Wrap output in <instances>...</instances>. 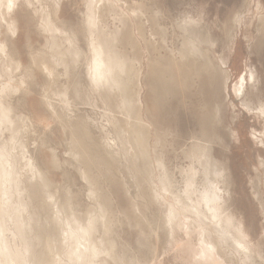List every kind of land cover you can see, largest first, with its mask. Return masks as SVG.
Here are the masks:
<instances>
[{
    "label": "rangeland",
    "instance_id": "rangeland-1",
    "mask_svg": "<svg viewBox=\"0 0 264 264\" xmlns=\"http://www.w3.org/2000/svg\"><path fill=\"white\" fill-rule=\"evenodd\" d=\"M122 1L126 2L125 5H122L123 2L121 3L125 11L127 9H133V11L138 13L137 16L139 17L138 20L142 23V26L140 24L142 30H140L139 27L136 26V20L134 17H131V19L129 20V24L132 33H136L137 40H140L142 45H139V48H135L132 47L131 43L128 42V45H117L116 48L123 51V53L125 52V57L128 61H133V59L136 58H139L138 60H140V62L136 60L137 62L132 63L135 68H137L138 62L141 64L142 89L141 93H139V97L141 98L142 102H144L145 108H147L145 110V115L149 119L150 117H153L151 119L152 121H154V123H156L154 125L159 135V139L156 143L154 142L153 136L152 139H149V149L151 150V148H154V146H156V154L162 158V162L165 164V171L167 175H171L170 178L172 184H177V186L181 189L184 185L182 184L183 173H185V170H188L189 166L191 165V161L184 156V152L190 146L189 144L192 140L199 139L196 138L199 137L196 115H198V112L200 111L199 109L204 98L209 97V95H211V91H209L210 87H208L209 85L207 83L200 85L201 83L200 80H197L198 78H195L194 80L189 78V81L191 79L193 82L187 81V84L189 85H187L188 89H184L183 91H181V93L180 90L173 91L172 89H167L164 92L163 89L158 88L157 84H154L155 81L153 82L154 76L150 68V62L154 61L155 59L153 58H155V56L157 57L158 55V52L154 49L152 43L153 41L157 40L165 42L166 49L171 51V53L174 52L175 56H177V53L175 52L176 48L180 46L181 40L179 39V37L182 34V30L180 29L179 24L183 22V20L186 21L190 19L195 22V30L198 32L199 37L202 35L203 37L209 36V38H211L212 45L211 43H202L203 40L199 43L207 44L210 46L209 47L206 45L205 47H208V49H211V51L213 52L212 58L214 62L220 63L221 60H224L226 62V69H228L230 74V78L227 83V89L221 87V81H219L216 93V99L219 102L220 109L224 116L223 125L218 132L219 141L217 140V142L214 141L210 144L213 147L214 159L216 160V168L214 167L207 169L205 165L206 158L202 157V165L197 167L198 171H196V174L194 176V186L198 189L196 190V192H199L200 194L201 192L204 193L206 191V182L202 181H205V173L206 170H208V174L211 175L212 179L218 181L217 183H219V188L223 190V192L221 191L222 198L220 206H222L226 214L228 212V216L232 218L234 216L235 219L241 222L245 241L255 254V263L264 264V213L262 209L264 208V169L260 166L261 162L264 161V115H262L260 112L261 109L264 108V23H262V21L260 20L261 16H264V0ZM56 4L58 5V7L56 6ZM53 6L57 7V21L59 23L61 31L65 34L63 35L64 37H62L63 40L61 39L60 41V49H72V45L69 46V42L67 43V39L72 40L73 38H75L72 40V42L74 43L76 48L78 47V49L80 50V55L83 54L82 57H79V59L81 58L82 60L80 59L79 61V59H77L78 64H76V62L73 63L72 61V63H70L69 58L71 56L68 52L64 55V57H68L65 59L70 63V69L72 71L69 70V72L71 71V74L69 72L65 74L63 66H59L58 68L59 73L61 74L60 85L64 87L67 86L65 97H67L68 100V107L63 108L62 105L59 104L60 102H58L57 97L54 98L56 104L58 105V110L61 109L63 112V116H66H64L65 118L63 120L59 119L60 121L58 120L57 116L54 115V113H51L48 108H46V105L43 102L42 90L46 82L44 74L35 69L36 72L30 76L28 75V71H25L27 67L29 68L33 66L31 60V55L33 54V52H53L47 46L49 44L48 41L50 39V35L47 34V32L43 31L42 24V22H44L42 18L46 16L45 14H47L51 10V7L53 8ZM86 10V0H30L29 3H27L26 0H17V5H15L14 11L12 12V18L16 19L18 25V30L14 34L7 30V27L4 26L5 23L0 16V22L2 21L0 23V41L3 40L6 42L8 49L7 52L10 53L13 58L10 61L12 64L9 62L10 65H8V61L5 60L7 58H5L4 54L0 52V71L3 72H0V75L2 77L0 78V84L3 81V83H5L9 78H12V80L14 79L13 82H18L21 79L20 77L24 78V80H26V82L28 83L30 89L27 90L25 95L24 93H15L11 97L10 102L14 108V112L18 113V115L21 116L24 115L23 117L26 119V121L28 119V121L30 120V122H32V126L29 124V122H27V124L30 126H23V130H26L25 132L22 131L21 133L20 143L25 150L24 154L27 156H25V159H28L30 162L33 161L35 164L39 165L41 169H43L47 173V176L49 177L51 182L53 181V185L49 188L42 187L41 185H39L36 178H32L31 171L28 169V167L26 165L24 166L23 163L25 159H23L24 161L20 159V155H18L19 157L11 156L13 159V163L15 164L16 171H11L12 178H10L9 182L11 185H14L17 184L19 179H21L22 181L20 182L18 189L15 186L13 187V193L11 194L13 198H21L23 202H27L26 204L30 205V207L32 206L31 208L34 210L32 212L31 232L29 233L28 238V240L33 243L32 252L33 254L40 252V257L43 256L41 258L42 263L43 260H46L44 257H48L49 255L46 250L44 251V249H46L44 246L45 243H43L44 240L54 239L55 241H57L58 237L60 236L56 234L57 229L54 227L55 225L53 224L54 222H52V219H50V207L47 205V203H44L48 202L49 199L47 198L52 192L54 198H56L57 200L59 199V196H61V199L59 200H61L62 203H66L65 201H70L69 203L72 202L71 204L73 206L77 204L73 208L80 214L86 213L87 211L85 210H89V208H91L92 210L97 206L95 205V202H93V200L90 198V193L88 191L89 184L86 180H84V176L82 173L83 166L80 165L82 162H80L79 159L78 160L80 163L78 162L68 146L72 144L69 143L71 142L70 139L72 138H70L71 135H68L70 134L69 129L66 128L65 130L63 128V123H67L70 120L71 123H76V125H79V127H82V129H84L83 127L85 126V124L89 126L91 128V140L95 142L100 141L99 143L108 141L112 144L114 142L112 146L114 150L116 149L115 158L117 160L113 161L116 162L117 166L119 167H113L114 170L112 169L113 171H111H117L114 173L117 179L120 178L118 180L119 185L117 183V179H113L111 175L106 177V175L103 174V172L105 171L104 168L102 170L100 169L99 171L94 168L91 171V174H94V171L96 170L94 174L95 176H92H98L96 177L95 186L98 185V188L101 186L100 189L102 192L100 191V189H97V191L99 190L100 192H98L101 194H104L105 192L104 195L106 197L110 196V201L103 200V203L101 202L103 205L101 209L105 210L107 208L108 214H110L107 224L111 229V231L109 232L110 236L112 237L113 241H115L114 249L116 250V255L120 259L118 264H194L193 260H191L190 258V253L187 251L188 249H182V245H184L187 240L184 227L178 226V230L176 227V230H174L173 232H169L166 227V220L164 223H162L164 219H166L164 217L166 215L163 216V212L165 210L164 204L149 200V187H145L146 189L144 191V186H142L143 183L140 180L138 181L136 174H134V158L132 157V155H130L131 153L126 152V154L121 151L120 141L117 138L115 131H113L115 127L113 126L114 123L112 122L114 116L116 115V112H113L114 115L113 113H108L106 106H104L105 103L103 102L102 95L91 87L87 73L88 64H86L88 55L87 49L89 47L87 42L88 36L85 29ZM116 12L119 13V11L117 10ZM112 15L111 13H106L104 17L105 22L103 26L104 30L106 29L105 33L108 35H112L114 32H120L121 30L125 29L122 27L121 22L118 20L117 14L113 13ZM155 27L159 28L160 35L155 33L151 35V32H154V29H156ZM161 30H163L164 32ZM133 34L131 37L133 38L134 42H137ZM163 37L165 38V41L163 40ZM155 51L156 53H154ZM162 53H164V51H162ZM147 59L149 62L147 61ZM16 61H21L22 68L16 65ZM72 64H75V66L73 67ZM5 69H7V71ZM148 70L151 74L148 72ZM4 72L6 75L9 74V78H6L8 76L5 77ZM11 74L14 76H12ZM240 78L245 79L246 87L245 94L239 97L238 94L234 91V86L240 81ZM156 86L158 90H155ZM151 88L154 90H152ZM77 89L78 91H76ZM150 90H152L151 92L154 97L149 92ZM158 91L161 99L160 97L156 99V103L157 105L159 104V107L155 112V110L153 109V102H155L154 98ZM173 93L175 94L173 95ZM74 94L76 95V97L74 96ZM151 98L152 100H154L153 102ZM72 102L73 104L70 105V103ZM245 102H248V105ZM70 107L73 109H71ZM105 109L107 110V113L105 112ZM151 109H153L154 111ZM51 114L55 116L56 120ZM78 122H80V124L82 125H80ZM67 137L70 139L68 140ZM110 138L113 140L111 141ZM114 139L115 141L117 140L118 143L117 141L115 142ZM71 146L72 145H70V147ZM117 146H119V148ZM55 150L58 156V162L62 163H60L58 166L55 164H51L53 161L51 158L52 153ZM68 152L70 153V155ZM116 154L118 156L120 155V158L122 156L120 161L118 160L119 157H116ZM135 164L138 165L137 167L138 169H140V173H145V166H147L146 162L140 160L139 163L135 162ZM218 168L222 169L223 172L219 171ZM116 173H118L119 176H117ZM155 173L157 174L158 171H155ZM129 175L133 178H131ZM2 179L3 175L0 171V187H3ZM136 180L143 188H141L143 191H139L140 186L137 184ZM121 182L124 185L121 184L120 186ZM134 183H136V185ZM37 185L39 188H37ZM128 185H130L131 187L129 188ZM124 186L125 188H122ZM136 186H138L139 188L137 189ZM57 187H60V190ZM126 188L128 191L126 190ZM32 189L34 190L32 191ZM34 191H36L35 194ZM126 191L129 193H127ZM70 192L72 197H70ZM143 193L146 195H143ZM137 194L140 195L138 196ZM64 196L68 198L69 201ZM13 198L12 200L10 198H6V204H4L9 208H13ZM151 203L152 205L155 204L153 205L154 207L150 205ZM156 204H158L157 206L160 205V207H158L160 210H158ZM148 205H150V210L149 207H147ZM33 206L36 207V211ZM143 206H146L147 208ZM162 206L164 209L162 208ZM3 211L5 212L4 209L2 210V212ZM157 212L158 216L156 215ZM166 213L168 214L167 211H165V214ZM139 214L141 216H139ZM131 215L135 218L136 216L138 217L136 219H133ZM144 215L145 219H143ZM10 216L12 215L8 214L4 216L6 220L5 223L8 225L7 228H9L10 231H7L4 237H2V232L0 230V240L2 239V241H0V264H3L4 261H6V264H19L20 259L23 255H25L26 257L28 256V253L24 249L22 241L23 238H20L21 229L19 227L18 220L15 218V213L14 216H12L13 218H10ZM148 216H150L151 218H148ZM161 216H163L164 219ZM153 218L155 219L153 220ZM47 219H50L51 222L47 221ZM142 219L143 222L141 221ZM148 219L151 220L149 221ZM12 221L14 222L15 228L12 224ZM205 222H209L208 219H205ZM34 224H36L37 226ZM179 224H181V222H179ZM134 225L136 228L134 227ZM151 226L153 227L152 229ZM150 229L153 232V235L149 233L151 232ZM180 229H184L182 230V232L185 236L180 231ZM167 231L171 234H169ZM176 232H178V235L176 234ZM193 232L194 229L191 230L190 235L192 241L193 239H196L194 241L196 242L197 232H194V234H192ZM148 233L150 235H148ZM160 234L161 236H159ZM140 236L141 238H139ZM144 236H146L147 239ZM171 236L172 238H170ZM161 237L163 238L161 239ZM148 239L150 240L149 243L151 245L148 243L145 244L146 241L148 242ZM183 239L185 240V242ZM162 240L165 241L166 244ZM169 241L173 242L174 244H170ZM176 242L178 245L176 244ZM163 244L166 245V247ZM35 245L42 250H39L38 248L36 249ZM150 246H152L153 248ZM171 246H174V248H172ZM175 249L178 250L176 251ZM174 251L177 254L174 253ZM44 252L46 253L44 254ZM38 254L31 255V259L29 260L26 258L27 264H37L36 262L40 263L38 261L40 259ZM104 256L107 258V260H109L106 255H103L102 257ZM61 258L65 264H72L65 252L61 253ZM233 261H235V264L237 263V260L235 258ZM110 264L113 263L110 261Z\"/></svg>",
    "mask_w": 264,
    "mask_h": 264
},
{
    "label": "bare ground",
    "instance_id": "bare-ground-1",
    "mask_svg": "<svg viewBox=\"0 0 264 264\" xmlns=\"http://www.w3.org/2000/svg\"><path fill=\"white\" fill-rule=\"evenodd\" d=\"M52 1H54V0H52ZM26 2L29 3L30 0H26ZM122 2H123L122 5H125L126 2L122 1V0H118V1L117 0H86V9L87 10H86V18H85V22H86V25H85L86 28L85 29H86V33L88 36L87 42H88V46H89L87 49L88 55H87V59H86L87 60L86 64H88L87 73H88V77H89V78L88 77L87 78L90 81L91 87L94 88V90H96L99 94L102 95L103 102L105 103L104 106H106L108 113L109 112L110 113L116 112V115L114 116L113 122H112V123H114L113 126L115 127V129L113 131H115L117 138L120 141L121 151L124 153H126V152L131 153L130 155H132V157L134 158V160H133V162H134L133 166H135L134 174H136L137 180L138 181L140 180L143 183L142 186H144V191L146 189L145 187H149L148 188L149 189L148 197L150 198L149 200H151L153 202L157 201L156 203L159 202L161 204L162 203L164 204L165 210L163 212V216L166 215V216H164L166 219H164L163 216H161V217H163V219H164V221L162 223H164L166 220L165 223L167 224L166 227H167L168 231L173 232L174 230H176V227L178 230L179 229L178 226L184 227L185 230L184 229H182V230H184L186 232L185 234H186L187 240H186V243H184L185 240L183 239L184 240V242H183L184 245H182L183 248L181 246L180 247L183 250H185L186 248L188 249L187 251L190 253V258H191V260H193L194 264H235L234 263L235 261H233L234 258L237 260L236 264H256L255 263V254L253 253V251L251 250L249 245L246 243L245 238L243 236V229H242L241 222L238 221L237 219H235L234 216H233V218L228 216L227 215L228 212L226 214V212L224 211L222 206H220V202H221V198H222L221 191L223 192V190H221L219 188V186H218L219 183H217L218 181L212 179L211 175L208 174V170H206V173H205L206 179H205V181H202V182H206L205 184H206L208 191L206 189L205 192L203 191L204 193L201 192V194H200L199 192H196V190H198V189L194 186V176L196 174V171H198L197 167L202 165V161H203V160H201L202 157L206 158L205 165H206L207 169L214 168V167L216 168V165H215L216 160L214 159L213 147L210 144H211V142H214V141L217 142V140L219 139L218 132L222 128V125H223L224 116H223L222 111L220 109L219 102L216 99V97H217L216 93H217L219 81H221L220 82L221 87L227 89V83H228V80L230 78V74H229L228 69H226V62L224 60H221L220 63L214 62V60L212 58L213 52L211 51V49H208V47L207 48L205 47L207 44L212 42L211 38H209V36L203 37L202 35L199 37L198 32L195 30L196 24L194 21H192L190 19L186 20V21L183 20V22H181L179 24L180 29L182 30V34L179 37V39L181 40L180 46H178L176 48V52H175V53H177V56H175L174 52L171 53V51L166 49L165 42L160 41V40L153 41V43L151 42L154 49L158 52L157 57L156 56H155V58L152 57L155 60L150 62L151 72L154 76L153 82L155 81L154 84H157L158 88L163 89L164 92L167 89H170V90L172 89L173 91L180 90V93H181V91H183L184 89H186L189 86L187 84V81H189V78H191L192 80H194L195 78H198L197 80H200V83H201V84L200 83L199 84L202 85L204 83H207L209 85L208 87H210L209 91H211V95H209V97L204 98V100L200 106V109H199L200 111L198 110L199 111L198 115H196L197 116L196 120L198 123V135H199V137H196V138H199V139L192 140L191 143L189 144L190 146L186 149V151L184 150L185 151L184 156L191 161V165L189 166L188 170H185L186 171L185 173L182 172L183 173L182 184H184V185L181 189L177 186V184H175V185L172 184V181L170 178L171 175L170 176L167 175V173L165 171V164L162 162V158L156 154V151H155L156 146H154V148H151V150L149 149V146H150L149 142H148L149 139H152V136H153L154 142L156 143L159 139V135L155 129L154 124H156V123H154V121H152V119H151L153 117H150L151 120L149 118H147V116L145 115V110L147 108H145L144 102H142L141 98L139 97V93H141V89H142L141 64L139 63L140 60H138L139 58L138 59L136 58V59H133V61H128L127 58L125 57L126 56L125 52L123 53V51L116 48L117 45H125L126 46V45H128V42L131 43V46L135 47V48H137L139 45H142L141 41L137 40L136 33H134V34L132 33L131 27L129 24V20L131 19V17H134L136 20V26L139 27L140 30H142V27H140V24L142 26V23H141V21L138 20L139 17L137 16L138 13L133 11V9L132 10L127 9L125 11L123 9V6L121 5ZM15 5H17V0H0V16H1V19L5 23L4 26H6L7 30H9L12 34L17 32V30H18L17 21H16V19L12 18V12L14 11ZM56 6L58 7L57 4H56ZM57 7H54V6H53V8L51 7V10L47 14H45L46 15L45 17L42 18L44 21V22H42L43 31L47 32V34L50 35L49 36L50 39L48 41L49 44L47 46L54 53L53 52L48 53V52H43V51L33 52V54L31 55V60H32L33 66H31L29 68L27 67V69L25 71H28V75H30V76L36 72L35 69H37L39 72L44 74L46 82H45V85H44L43 90H42L43 91V94H42L43 97L41 96L43 98V102L46 105V108H48V110L51 113H54V115L57 116L58 120L59 119L63 120L66 116L65 115H64L65 117L63 116V112L61 109L58 110V108H57L58 105L56 104V101L54 98L57 97L58 102H60L59 104H61L63 108L68 107V100H67V97H65L67 86L64 87V86L60 85L61 74L59 73L58 68H59V66H63L64 71H65L64 73L67 74V72H69V70H71L70 69L71 68L70 63L76 62V64H78L77 59H79V57H82L83 54L80 55L81 54L80 50L78 49V47L76 48V46L72 42V40L75 38H73L72 40L67 39L68 40L67 43L69 42L68 43L69 46L72 45V49H67V50H61L60 49V46H61L60 41H61L62 37H64L63 35H65V34L61 31V28L59 27V23L57 21V16H56V13H57L56 8ZM126 8H128V7H126ZM116 10L119 11V13H117ZM45 11H44V13H45ZM106 13H111V15L113 13L117 14L118 20L121 22L122 27L125 29L121 30L120 32L119 31L114 32L112 35L106 34L105 33L106 29L104 30V26H103L104 22H105L104 17L106 15ZM129 13H131L132 16ZM260 20L262 21V23H264V16H261ZM127 28L130 30H128ZM163 30H161V31H163ZM131 33L134 35V38L137 40V42L133 41V38L131 37L132 36ZM154 33L160 35L159 28L154 29V32H151V35ZM161 36H163V35H161ZM163 40L165 41L164 37H163ZM64 41H63V44H64ZM201 41H202V43H207V44L199 43ZM148 43H149V41H148ZM211 45H212V43H211ZM207 46H209V45H207ZM49 49H48V51H49ZM55 50H57V51H55ZM152 50H153V48H152ZM7 51H8V49H7L6 42L3 40L0 41V52L2 54H4L5 58H7L5 60L8 61V65H10L9 62L13 58L10 55V53H8ZM156 51L154 53H156ZM162 51H164V53H162ZM67 52L71 56L70 57L71 60L69 58L70 63L68 62V60L65 59L68 57L67 56L64 57V55L67 54ZM80 59H79V61H80ZM136 60L139 61L137 68H135L134 65L132 64L134 62H137ZM6 61H5V63H6ZM147 61H148V59H147ZM3 62H4V60H3ZM16 62H17L16 65L18 67L22 68L21 61H16ZM74 66H75V64L73 65V67ZM0 68H1V65H0ZM144 68H145V66H144ZM5 70L7 71V69H5ZM62 71H63V69H62ZM148 72H149V70H148ZM1 73H3V72H1ZM4 74H5V72H4ZM8 75L5 74V77ZM12 76H14V75H12ZM0 78H2L1 75H0ZM6 78H9V76ZM20 78L21 79L20 80L18 79L19 80L18 82H15V81L13 82L14 79L12 80V78H9V79H7V81L5 83H3L4 82L3 81L0 84V171L2 172V175H3V179H2V186L3 187H0V230L2 232V237H4V235L7 233V231H10V229L7 228L8 225L5 223L6 220H5L4 216H6L8 214L14 216V213H15V218L18 220V222H19L18 224H19V227L21 229V237L19 235L18 236L21 239L23 238L22 241H23L24 249L28 253L27 257L25 255L22 256L19 264H27V259L28 260L31 259V255L39 253L38 255L40 257V252L33 254V252H32L33 243H31V241L28 240L29 233L31 232L32 212L34 210L31 208L32 206L30 207V205L26 204L27 202L26 203L23 202V200L21 198L15 199V198H13V196L11 194V193H13L12 191H13L14 186L18 189L20 182H22L21 179H19L17 184H14V185H11L9 182L10 178H12L11 171L12 172L16 171L15 164L13 163V159L11 156L19 157L18 155H20V159H22V160L25 159V156H26L24 154L25 150L20 143L21 133H22V131L25 132V130H26V129L23 130L24 129L23 126H25V125H27V126L31 125L32 126V122H30V120L28 121V119L26 121V119L23 117L24 115L21 116V115H18V113L14 112V108L10 103L11 97L13 96V94H15V93L23 94L24 93V95H25L27 90L30 89L26 80H24V78H22V77H20ZM191 79H190V81H192ZM192 85H193V83H192ZM148 86H149V84H148ZM152 86H155V85H152ZM157 86H156L155 90H158ZM245 87H246L245 79L240 78V81L234 86V91L240 97L243 94H245ZM71 88H73V87H71ZM152 90H154V89H152ZM152 90H150L149 92L153 96V94L151 92ZM76 91H78V89ZM168 91H166V92H168ZM77 93H79V92H77ZM180 93H178V94H180ZM174 94L175 93H173V95ZM170 95H171V93H170ZM74 96L76 97L75 94H74ZM75 97H74V99H75ZM158 97H160V99H161L159 91L154 98L155 102H153L154 100H152V98H151V100L154 104V105L153 104H151V105H153V109L155 110V112L159 107L158 106L159 104L157 105V103H156V99ZM77 99H79V98H77ZM74 101H77V100H74ZM245 103H247V105H248V102H245ZM71 104H73V102L70 103V105ZM71 109H73V108H71ZM153 109H151V110H153ZM107 110L105 109V112ZM147 112H146V114H147ZM159 113H162V112H159ZM103 114H104V112H103ZM51 115H53V114H51ZM54 115H53V117L55 118ZM113 115H114V113H113ZM156 116H157V113H156ZM109 117H110V115H109ZM155 117H154V119H155ZM158 119H159V117H158ZM55 120H56V118H55ZM27 122H29L30 125H28ZM78 123L80 124V122H78ZM61 124H62V122H61ZM80 125H82V124H80ZM108 126H109V124H108ZM110 126H111V124H110ZM63 128L65 130H66V128L69 129L70 134H68L69 132L66 134L71 135L70 138H72V139H70L68 137L67 138H68V140L70 139L71 142H69V141L68 142L72 143V144H70L72 146L71 147H70V145H68V146H69L70 150L72 151V153L74 154L75 158L77 160L79 159L80 162H82L80 165L83 166L82 173L84 176V180H86L87 183L89 184V188H88L89 190L88 191L90 193V198L93 200V202H95V205H97V206L94 207L92 210H91V208H89V210H85V211H87L86 213L80 214L79 212H77L73 208L77 204L75 206H73L71 204L72 202L69 203L70 202L69 199L66 198L65 196L64 197L66 199H68L69 202L65 201L66 203H64V202L62 203V201L59 200V199H61V196H59V199H58L59 201H58L56 198H54L53 192L48 196V198L46 196V198L49 200H48V202H44V203H47V205L50 207V211H51L50 219H52V222H54L53 224L55 225L54 227L57 229L58 233L56 232V234L60 235L61 237L59 236L57 241H55L54 239H52V240L51 239H45L44 240L43 243H45L44 246L46 248V249H44V251L46 250V252L50 255V257L47 254L49 258L47 256H45L44 258L46 260H43V262L41 263V261H42L41 258L43 257L42 256V257H40L41 260L38 258L39 259L38 261L41 264H65L61 258V253L65 252L68 256V259L71 261L72 264H110V261L113 264H118L120 259L116 255V250L114 249L115 248L114 247L115 241H113L112 237L110 236L109 232L111 231V229H110V226H108V224H107L110 214H108L107 208L105 210L101 209L103 207V205H102L103 200L104 201H110V198H109L110 196L106 197L104 195L105 192H104V194L99 193L101 191V189H100L101 186L99 188L97 187L98 185L95 186L96 185V183H95L96 177H98V176L97 175H96V177L92 176L95 174L96 170L99 171L100 169L102 170L104 168L105 171L103 172V174L106 175V177L111 175L113 179H115V180L117 179V177L115 176V173H114L117 171L112 172L114 170L113 167H116V168L119 167V166H117L116 162L113 161V160H115V161L117 160L115 158L116 149L114 150V148L112 146L114 142L112 144H111V142L109 143L108 141H105L104 143L103 142L99 143L100 141L95 142V141L91 140L90 139L91 138L90 137L91 128L89 126H87L86 124L83 127L84 129H82V127L80 128L79 125H76V123L73 124L69 120L67 123H63ZM78 131H79V133H78ZM87 137H88V139H87ZM94 140H96V139H94ZM110 140L112 141L113 139L110 138ZM103 141H104V139H103ZM114 141H115V139H114ZM117 143H118V141H117ZM117 147L119 148V146H117ZM70 153H69V155H70ZM117 156L118 155L116 154V157ZM51 158L53 160L51 164H55L58 166L61 163V162L60 163L58 162V156H57L56 150L52 153ZM72 158H73V155H72ZM121 158H122V156H121ZM121 158L119 157L118 160L120 161ZM124 158H125V156H124ZM79 160H78V162H79ZM140 160L147 163V166H145L146 168L144 170L145 173H142V172L140 173V169H138V167H137L138 165L135 164V162L139 163ZM19 161H21V160H19ZM23 164H24V166L26 165L28 167V169L31 171L32 178L33 177L36 178L39 185H41L42 187H45V188H49L50 186L53 185L52 184L53 181L51 182V180L47 176V173L43 169H41V167L39 165L35 164L33 161L30 162L28 159H25ZM24 166H23V168H24ZM217 167H219V166H217ZM94 168H96V170L94 171V174H91V171ZM218 170L222 171V169H219V168H218ZM62 171H64V170H62ZM80 171H81V169H80ZM155 171H158V173L156 174ZM201 171H203V170H201ZM116 174H117V176H119L118 173H116ZM31 175H29V176H31ZM131 178H133V177H131ZM119 179H117V183H118ZM137 180H136V182L140 186V184ZM29 182H28V184H29ZM32 183H30V184H32ZM121 184H123V183L121 182L120 186H121ZM134 184L136 185V183H134ZM118 185H119V183H118ZM33 186H36V185H33ZM128 187L130 188L131 186L128 185ZM136 187H137V189L139 188L138 186H136ZM204 187H205V185H204ZM37 188H39L38 185H37ZM85 188H87V187H85ZM122 188H125V186ZM141 188L142 187L140 186L139 191H141L143 189V188L142 189ZM58 189L60 190V187ZM97 189H100V191L98 190L99 191L98 192ZM33 190L34 189H32V191ZM59 190H58V192H59ZM126 190H127V188H126ZM124 192H125V190H124ZM35 193H36V191H34V194ZM127 193H129V192H127ZM143 195H146V194L143 193ZM11 197L14 199V201L12 203L13 208H9L8 206L5 205L6 204L5 199L10 198L12 200ZM15 197H16V195H15ZM32 197H33V195H32ZM70 197H72L71 192H70ZM145 198H147V197H145ZM47 199H45V200H47ZM33 201H36V200H33ZM147 202H148V200H147ZM152 203L150 205H152ZM88 204H89V202H88ZM150 205H148L147 207H149ZM153 205H155V204H153ZM157 205L158 204H156V206ZM37 206H39V205H37ZM6 207H8V208H6ZM33 207L35 208V211H36V207L35 206H33ZM88 207H90V206H88ZM88 207H87V209H88ZM143 207H146V206H143ZM153 207H152V209H153ZM158 207H160V205L157 206V208ZM162 208H163V206H162ZM3 209L5 210V212L3 211L4 213L2 212ZM43 209H45V208H43ZM262 209H263V213H264V208H262ZM149 210H150V207H149ZM158 210H160V209L158 208ZM158 210H156V211H158ZM165 211H167L168 214L167 213L165 214ZM44 212H46V211H44ZM134 213H135V211H134ZM140 213H142V212H140ZM157 214H158V212L156 213V215ZM12 216H10V218H13ZM139 216H141V215L139 214ZM132 217H133V219L135 218L134 216H132ZM137 217L138 216H136V218ZM149 217L150 216H148V218ZM159 218H160V216H159ZM50 219H47V221H50ZM143 219H145V215H144ZM143 219L141 220L142 222H143ZM154 219L155 218H153V220ZM205 219H208L209 222L206 223ZM131 220H132V218H131ZM179 222H181V224H179ZM210 222H211V224H210ZM32 223H34V222H32ZM145 223H143V224H145ZM12 224L14 225L13 221H12ZM34 225H36V224H34ZM37 225H38V222H37ZM113 225H114V223H113ZM101 227H102V229H101ZM134 227H135V225H134ZM163 227H164V225H163ZM14 228H15V225H14ZM38 228H39V226H38ZM152 228L153 227L151 226V229ZM151 229H150V231H151ZM192 229H194V232H197V241L196 242H194L196 239L195 240L193 239V241H192V238L190 235ZM195 229H196V231H195ZM147 230H148V228H147ZM154 230H155V228H154ZM182 230L180 229L181 232H182ZM52 232H54V231H52ZM194 232L192 234H194ZM149 233L152 234L153 232L151 231ZM149 233H148V235H150ZM177 233L178 232H176V234ZM12 234H14V233H12ZM169 234H171V233H169ZM228 234H231V235H228ZM148 235H146V236H148ZM183 235H184V233H183ZM146 236H144V237L146 238ZM159 236H161V234ZM172 236L170 238H172ZM195 236H196V234H195ZM40 237H41V235H40ZM139 238H141V236ZM162 238L163 237H161V239ZM0 241H2V239ZM149 242H150V240L148 239V242L146 241L145 244H147V243L150 244ZM163 242L165 243V241H163ZM181 242H180V245H181ZM171 243H172V245L174 244L173 242H170V244ZM167 244H168V242H167ZM176 244H177V242H176ZM164 246L166 247V245H164ZM150 247H152V246H150ZM168 247H170V246H168ZM35 248L39 249V247H37V246ZM35 248H34V250H35ZM172 248H174V246ZM175 250L177 251L178 249H175ZM171 251H173V250H171ZM46 252H44V254ZM174 253H176V252L174 251ZM179 253H181V252H179ZM103 255H106L109 260H107V258L105 256H104L105 258L102 257ZM4 262H3V264H6V261H4ZM36 263L40 264L38 262H36Z\"/></svg>",
    "mask_w": 264,
    "mask_h": 264
},
{
    "label": "snow or ice",
    "instance_id": "snow-or-ice-1",
    "mask_svg": "<svg viewBox=\"0 0 264 264\" xmlns=\"http://www.w3.org/2000/svg\"><path fill=\"white\" fill-rule=\"evenodd\" d=\"M261 114L264 115V108L261 109ZM260 166L264 168V161L261 162Z\"/></svg>",
    "mask_w": 264,
    "mask_h": 264
}]
</instances>
